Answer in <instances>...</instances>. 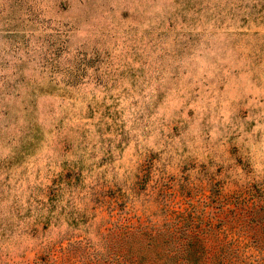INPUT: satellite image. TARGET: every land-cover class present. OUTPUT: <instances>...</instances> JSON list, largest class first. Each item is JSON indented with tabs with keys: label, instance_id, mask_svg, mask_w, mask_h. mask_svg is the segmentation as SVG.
I'll return each instance as SVG.
<instances>
[{
	"label": "rangeland",
	"instance_id": "obj_1",
	"mask_svg": "<svg viewBox=\"0 0 264 264\" xmlns=\"http://www.w3.org/2000/svg\"><path fill=\"white\" fill-rule=\"evenodd\" d=\"M0 264H264V0H0Z\"/></svg>",
	"mask_w": 264,
	"mask_h": 264
}]
</instances>
